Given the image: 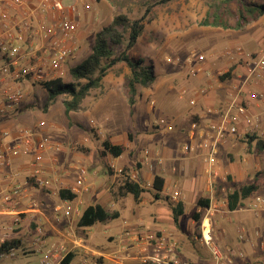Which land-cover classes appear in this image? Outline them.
Returning <instances> with one entry per match:
<instances>
[{"label": "rangeland", "instance_id": "rangeland-1", "mask_svg": "<svg viewBox=\"0 0 264 264\" xmlns=\"http://www.w3.org/2000/svg\"><path fill=\"white\" fill-rule=\"evenodd\" d=\"M223 1L133 0L125 6H120L113 5L109 0H90L88 9L81 12V16L78 19L79 27L75 34V40L79 48L74 55L67 58L63 65V75L60 77L64 81L68 82L72 80L69 68L79 64L91 52L95 33L101 27L109 24L113 17L119 13L126 14L130 19L145 15L142 34L138 37L136 44L129 50V55L134 58L138 56L144 57L145 63L151 64L156 74L155 81L149 87L139 86L140 95L133 107H130L127 103H124L120 107V112L123 113L125 108L127 118L132 120L125 138L130 143V147L133 146V156L125 150L123 152L124 155L114 160L115 166H113L114 170L112 172L106 168L100 158L99 151L102 148V137L96 130L95 125L88 127L78 125L79 128L75 129L80 135L84 134L83 131L89 135V139L93 142L92 144L90 143L91 145L89 144L90 146H86L80 142L81 140L73 139L75 137L74 134L70 136L66 134L54 136L46 132V134L51 135L53 138L57 137L56 139L62 141L61 145L64 147V152L67 150L81 156L88 149H91V153L85 154L90 156L91 162L94 161V165L90 162L91 166L88 167V170L96 169L97 171L94 175L96 178L92 182L96 186H99L102 182H105L107 185L109 184V193L114 192L116 198L120 199L116 200L110 208L108 207L110 214L118 212V216H109L108 219L85 228V243L92 248L106 250L113 246L115 242L117 243L123 220H128L129 222L143 221L153 231L158 229L172 230L178 235V239L184 242L183 246L180 247L181 253L184 256H189L191 259H194L196 254L206 260L209 258L207 250L194 238V230L198 225L202 230L203 227L207 228L206 225L203 226V223L209 224L220 246L223 249L231 248L232 251H239L236 245L237 242H240L235 233L236 223L243 222L247 226L249 222L251 223L252 219H259L260 229L263 230L264 217L262 216L264 213L256 216L248 209L249 203L253 201L252 196L246 198L243 204L235 210H229L227 207L226 193L231 190L234 183L249 182L257 171L255 169L256 163H258V166L260 165L261 169L264 168V161H261L259 157L260 150L256 146V138L249 142L250 136L254 135V137H257V134L250 130V127L247 128L243 124L245 122L240 123L237 134L228 138L222 146L224 148L220 149L218 153L219 161L217 160L219 171L216 178L212 181L216 194L212 197V203H209L208 206L199 205L200 211H197L189 200H185L184 210L178 218V223L175 224L172 221L171 207L174 203L176 204V201L169 200L167 195H165V191L159 192V196L152 201L148 197V202L142 204H139L132 194L121 195V197L116 195L122 182L121 179L125 177L123 169H127L128 177L134 169H137L135 163L137 162L138 153L142 146L147 144V141L149 146L154 148H160L161 143L159 141H164V147L168 144L171 150L169 157L178 158L179 161L183 159L184 155L181 152V145L185 142L186 138L183 137L181 139V137H177L179 129L174 128L177 125V113L174 112L172 104L174 102L187 104L184 98L178 99L176 95L190 81V77L187 74L188 65L183 60L190 52H210L212 50L215 53V57L214 59L212 58L210 69L212 74L217 76V78L220 74L226 75L230 73L228 72L230 67L234 66L231 73L222 80L226 84H222L218 92L223 93L224 89H226L227 91L238 93L239 97L244 100L248 98L250 101V113H256L253 108L255 99L247 95L255 94L256 97L264 95V90L261 89V86L264 84V77L259 79L250 77L246 80V73L248 63L256 55L261 42L264 40V12L260 11V14L263 16L259 15L257 19L248 23L243 28L237 29L233 27L236 2ZM257 1L264 4V1ZM147 8L149 9L148 12H146ZM214 13L220 15L229 26L223 28L204 24L205 20L213 18ZM114 49L118 53L122 49V46H115ZM227 50H231V54H228ZM166 57H171L175 60V63L167 62ZM177 58L179 60H176ZM128 72V66L123 62H119L108 70L107 73L108 75H125ZM214 83L216 84L217 82ZM21 88L25 93H28L26 100L28 102L32 100L33 102L26 105V108H32L27 109V112L31 113L35 119L43 118L42 121L46 123L44 127L48 128L49 120L46 118L48 115L45 114L46 110L43 109V105L48 101L47 91L38 84V81H34L33 84L25 82ZM92 91L96 92L94 95L96 97L99 89H92ZM63 97V95H58L52 102L53 104L50 103V108L55 112L50 117V122L58 127L57 133L59 131L65 133V130L73 126L76 121V114L69 116L64 112ZM151 101H153L152 107L149 106ZM156 117H163L166 121L165 124L158 128L152 127L151 119ZM122 118L124 119L123 116ZM1 122L2 120H0V124ZM188 131L189 127H183L180 134L187 135ZM146 136L150 140H143ZM99 138V142L96 143ZM71 139L73 140L70 141ZM225 145H231L230 147L234 148V150L229 147L228 151ZM122 156L123 158H121ZM247 156L250 157L248 161L252 166L249 173L243 172V176L240 177L238 171L247 164V159L243 160ZM143 158L141 151L139 159L143 165H148L144 163L145 159L143 160ZM113 159V157H110L109 161ZM120 159H122V163ZM166 163V167L171 169L170 162L165 160V165ZM229 165H232L234 168L229 169ZM117 170H120L121 173L116 175L115 171ZM89 171H87L88 174ZM147 171V167L144 166L143 172L146 173ZM165 173L170 183L167 187H179L183 194L186 195L188 189H186L182 181L176 178L172 171L167 172L165 170ZM185 174L189 177L186 171ZM197 174L201 175L200 170H198ZM147 179L151 178L148 177ZM144 181H147L146 178L143 179ZM104 187L106 188L105 185H101L100 189ZM42 192L40 190V193ZM201 193L202 195H207V192L203 191V189H201ZM193 196L191 195V198ZM108 197L106 195L107 199ZM200 198L206 197L202 196ZM52 206L53 204L51 205L52 212L49 210L48 215L49 213L53 215L54 210ZM195 212L199 213L197 220L193 218ZM20 217L28 218V214L20 213ZM24 221L29 220L25 219ZM0 222V236H4L5 242L11 239H16L17 241L15 245H10L15 246L17 249L16 258H0V264H41L40 260L43 257V252L35 250L32 244V240L37 236L33 231L35 226L29 224L27 227L26 223L21 224V230V225L13 224L10 217H4L3 215H0ZM74 232L78 235L83 234L75 226ZM249 233L250 231L247 232V235L251 239L252 236ZM109 236L112 237L111 240ZM42 237L45 238V234ZM242 243L250 245L248 241ZM243 252V258H246L244 249ZM253 258H251V264L264 262L263 257H258L255 260ZM80 261V254L76 253L69 264H80ZM237 264H242V262L237 260Z\"/></svg>", "mask_w": 264, "mask_h": 264}, {"label": "built area", "instance_id": "built-area-1", "mask_svg": "<svg viewBox=\"0 0 264 264\" xmlns=\"http://www.w3.org/2000/svg\"><path fill=\"white\" fill-rule=\"evenodd\" d=\"M90 0H0V119L12 113L15 106L23 98V90L17 85L21 80L44 81L63 75V65L68 57L74 55L79 46L75 34L79 27L81 12L88 9ZM239 48V47H237ZM231 54V50H227ZM212 52H190L184 57L188 65V74L202 73L211 75L210 63L214 59ZM167 62L175 63L171 57L165 58ZM176 60H179L177 58ZM250 77L256 79L264 77V40L259 50L248 63L246 80ZM264 85V84H263ZM212 88V85L201 86L195 94L203 95ZM228 97L217 106L206 108L207 116L202 121H193L189 128L188 138L181 145V152L186 155H197L204 163L206 173L213 177L216 173L217 155L220 147L228 138L235 136L240 123L256 132L257 137L264 139V125L256 114L249 111L250 101L239 97L238 93L227 92ZM255 99V94H248ZM153 102V101H152ZM191 105L196 104V98L189 99ZM163 117L153 121V125L161 127L165 124ZM60 151V143L54 142L48 135H39L36 129L19 126L12 133L2 130L0 133V177L8 182L0 186V215L8 216L13 224L19 225L24 218L20 213L39 212L41 202L35 198H28V185L44 188L49 193L59 196V189L65 188L75 193L73 199L62 198L61 207L64 215L78 214L80 201L77 196L87 191L86 168L81 165H72L74 173L72 184H65L61 171L53 158L51 168L46 167L44 154L47 151ZM145 160L150 154L145 149ZM157 162L161 156L155 152ZM17 158L25 159V174L11 169ZM120 174L121 171H115ZM129 178L138 181L136 172L129 174ZM212 179V178H211ZM141 184V183H140ZM145 189L152 188L150 182L142 183ZM180 193L176 190L172 198L176 199ZM60 197V196H59ZM61 198V197H60ZM248 205L256 216L264 210V197L255 195ZM199 237L201 243L209 252L208 264H234V255L243 256V252L223 249L217 242L209 224L203 223ZM237 238L240 242H252L247 235V228L243 223L236 226ZM126 235L132 234L130 231ZM256 236L259 231L255 230ZM167 236V237H166ZM163 235L157 232L133 233V240L145 250L141 264H190L180 260L177 252V242L169 238L170 234ZM4 236H0V247L5 243ZM32 244L35 250H41L43 257L41 264L60 263L68 253L64 243L56 240L42 239L39 235L34 237ZM123 248H127L126 245ZM235 252V253H234ZM92 251L91 258L86 256L80 264H99ZM17 255L15 246H8L0 252V258L14 259ZM255 264H264L257 262Z\"/></svg>", "mask_w": 264, "mask_h": 264}, {"label": "crops", "instance_id": "crops-1", "mask_svg": "<svg viewBox=\"0 0 264 264\" xmlns=\"http://www.w3.org/2000/svg\"><path fill=\"white\" fill-rule=\"evenodd\" d=\"M260 15L263 16L262 14ZM210 52H212V50ZM188 76L190 77V81L186 84L187 86H183V88H181L176 95L178 99L184 98L187 104H181L177 102H174L172 104L174 112L177 113V116H176L177 125L175 126L173 125V126L174 128L179 129L177 137L178 138L181 137V139H183V137H185L186 139L188 138V133L187 135L180 134L181 129L183 127L190 128L191 123L193 121H202L207 116V113H206L207 107L217 106L224 99L228 97V94H227L228 91L226 89H224L225 91H223V93L218 92V90L221 89L220 86L224 83L226 84V82L220 80L219 76L218 78L217 76H214L212 74V71H211L210 76H206L202 73H198L196 75L188 74ZM25 82H31V84H33L34 81L21 80L20 82L17 83V85L22 87ZM214 82H217V83L215 84ZM205 85H212V88L209 89L206 92V94H203V95L195 94V91L197 88L201 86H205ZM139 86L140 85H138V92H137L136 100H138L139 95H140ZM261 87H262L261 89L264 90V85H262ZM94 89H99L98 95L96 97L94 96L96 92L90 90V92L83 99L80 108L77 110L78 113L77 111H71L68 113L69 116L71 114H76V121L73 126H70L68 130H65V133L60 132V131L57 133L56 130L58 129V127H56L54 123L50 122L51 121L50 117H52L53 114L55 113L54 110L50 108L51 104L49 105V107H47V110L45 112V114L48 115V117L46 118L49 120L48 128L44 127L46 123L45 121H42L43 118L35 119L32 117L31 113L27 112V109L29 110L32 108H29V107L26 108V105L31 104L33 102L32 100L31 102H28V100H26L28 93H25L24 90L22 89L24 95L19 105L15 106V108L12 110V113L9 114L7 117L0 119L2 120L0 124V133L2 130H6V129L10 130L13 133L17 127L26 126V127H31L33 129H36L39 135L50 136L54 142L60 143V145L62 141H59L58 139H56L57 137L53 138L51 135L59 136V135L66 134L67 136H70L74 134L75 137L73 139L81 140L80 142H82L86 146H90L93 142L91 141V139H89V135L85 131H83L84 132L83 135H80L79 132L75 129L79 128L78 125H82L85 127L86 126L88 127L90 125L91 126L95 125L96 130L99 132L100 136L102 137V141L104 139H109L114 144H122L125 146V150H127L128 154H131L133 156V146L130 147V143L126 141V138H125L127 134V129L131 125L132 120L130 118H127L125 108L123 110V113L120 112V107H122L124 103L125 104L127 103V105H129L127 101L128 94H127V89L125 86V75L124 74L123 75H119V74L108 75L107 73L103 77L101 85ZM192 97L196 98L195 105H191L189 103V99ZM152 104L153 102L151 101L149 106L152 107L153 106ZM253 105H254L253 108L256 111L255 114L259 116L261 123L264 125V95L263 96L258 95L255 98V102H253ZM122 116L124 117V119L122 118ZM157 118H160V117L151 119L152 127L158 128L153 125V121ZM46 132L50 133L51 135L46 134ZM73 139H71L70 141H72ZM145 139L150 140L148 136H146L143 140ZM99 140L100 138L97 139L96 143L99 142ZM159 142L161 143V147L154 148L152 146H149L148 141H147V144L143 145L138 153L137 162L135 163L137 165V171L134 169L133 172H136V174H138L139 176L140 180L139 179L138 180L140 181L139 182L140 187H142L141 186L142 183L150 182L152 184V188L145 189L142 187L143 192H141L138 199H135V200H137L139 204H142L144 202H148V197H150L151 199L150 201H152L154 198H157L159 196V195L155 196L154 193L156 190L153 187V177L155 174H159L160 176L164 178V186L160 192L165 191V195H167L168 199L172 201H176V204L177 202H181L183 210L185 206V203H184L185 200H189L194 205V208L197 211H200V206L197 203V200L200 197L205 196L206 198H209L210 200L209 203H212V197L216 194V190L213 188L212 181L213 179L216 178V175L218 174V171H219L218 162L216 166V173L214 174L213 177H210L209 174L206 173L205 168H204L205 167L204 163L202 162L199 156L183 154L184 155L183 159L179 161L178 158L169 157L171 150L169 149L168 144L166 145V147H164V141L162 142L159 141ZM222 146L220 147V149L224 148ZM230 146L225 145L228 151H229ZM145 149L149 150L150 152L147 160H144L145 159V153H144ZM230 149L234 150V148H231V147ZM141 151H142V156L144 157L143 158L144 163L148 165H143L141 163V160L139 159ZM91 152L92 150L88 149L85 153H91ZM155 152H158L159 155L161 156L162 161L160 163L157 162ZM85 153L79 156L67 150H65L64 152V147H62L61 145L60 151H52V150L47 151L44 154V160H45L46 167L51 168L53 158H55L56 163H57L56 165L58 169L61 171V175L65 181L64 185L65 184L69 185V184H72L74 181V176H73L74 173H72L73 170H71L72 165L78 164V165L84 166L87 171H89L88 167L91 166V163L92 165H94V161L91 162L90 161L91 159L89 158L90 156L86 155ZM121 155H124V153H122ZM218 155H217V159H218ZM120 156L113 157L114 159L109 161L112 168L113 166H115L114 160L119 158ZM259 157L261 161H264V150H260ZM121 158H123V156ZM246 159L248 161L250 160V157L247 156L243 158V160H246ZM165 160L170 162L169 164L171 165V169H168L166 167L167 163L165 165ZM120 162L122 163V159H120ZM24 163H25V159L17 158L14 160L11 168L6 169V172L9 173L11 169H17L21 171V176L23 177V175L25 174ZM144 166H146L148 170L146 173L143 172ZM251 166L252 165L248 161L247 164H245L241 168L242 171L241 170L238 171V175L241 177L243 176V172L249 173ZM259 166H258V163H256L255 169L260 170L261 167ZM228 168L233 169L234 167L232 165H229ZM165 170L167 172L172 171L175 177L182 181V183L186 186V189H188L186 195L183 194V192L180 190L179 187H174V188L167 187L168 184L170 183L168 182L169 179H167L165 176L166 174ZM198 170H200L201 175L197 174ZM185 171L189 174V177L186 176ZM96 172H97L96 169H92L91 171H89V174L86 173L88 190L82 192L79 196H77V198L81 200L80 204L78 205L79 206L78 214L70 215L69 217L64 215L62 209H57L58 206L61 207L62 205V198L49 193L47 190H45L42 187L38 188L37 186L31 187V184L28 185V188H29L28 198L32 197L40 201L41 208L39 212L27 213L28 218L25 217L24 220L28 219L29 221L23 220V222H21L19 225L26 223L27 227L29 224H31L32 226H35L33 231L36 235H39L42 239L56 240L61 243H64L68 249V252L74 253V256L76 253L80 254L81 261L85 256L87 258L94 257L91 254H92V251H95L97 253L95 257L97 258L99 264H141V260L144 254L148 253L149 249L145 250L143 247L138 246L135 240H133V233H145V232L159 233L160 232L165 236L170 234V236L168 237L173 238L177 242V252H178V256L180 260L187 261L190 264H208L209 263L210 261L209 258L207 260L203 259V257L199 256L198 254H196V257L194 259H191L189 256H184L180 251V247L183 246L184 242H181L182 240L178 239L177 237L178 235L175 234L172 230L170 231V230L158 229V230L153 231V230H150L147 227V224H145L143 221L129 222L128 220H123L121 233H120L117 243L115 242L113 246H111L110 248L106 250L92 248L91 246L86 244L84 240L86 237V229H85L86 227L76 226L77 219L80 213L82 212L83 208L86 205L91 204V203L93 204L100 203L108 211V207L110 208L112 205H114V202L116 200H120L116 198V196L114 195V192L109 193V187H110L109 184L107 185L105 182H102L99 186H96L92 182L93 179L96 178L94 177ZM148 177H150L151 179H147ZM145 178L147 181L143 182V179ZM114 181H115V177H114ZM7 182L8 181L5 178L0 177V186L6 185ZM101 185H105L106 188L104 187L103 189L102 188L100 189ZM201 189H203V191H206L207 195H202ZM40 190L43 192L40 193ZM176 190L180 193V195L176 199H173L172 194ZM262 192H264L263 187L258 189L251 196L252 198L255 195H260L264 197V193ZM126 194H131V193H126ZM126 194H121L119 191H117L116 193V195L120 197L121 195H126ZM106 195L109 196L108 199L106 198ZM191 195H194V196L191 198ZM52 204H53L52 207L54 210L53 215L51 213H49L48 215L49 210H51L52 212V209H51ZM176 204L174 203V205H172L171 211L176 206ZM82 205L84 206L81 208ZM116 213L118 216L119 213L118 212ZM133 213H134V210H133ZM262 213H264V210H262L259 213V215H261ZM262 217H264V215ZM240 223H243V222L236 223L235 229H236V226L239 225ZM243 224L246 226L245 223ZM248 224L246 228H247V232L250 231L249 234L250 236H252L251 238L252 242L250 243V245H248V243H242V242L236 243L239 250L243 252V249H244L245 255L247 257L243 258L244 256L243 254L241 258L239 255L235 254L234 264H237V260H240L242 264H251L252 257H254L253 258L254 260L258 257L264 258V224H263V230L260 229L259 219H252L251 223L249 222ZM74 226L78 230H80V232H82L83 234L81 235L76 234L74 232ZM21 230H22V225H21ZM127 230L130 231L132 234L126 235L125 232ZM255 230L259 231L260 233L259 236H256ZM44 234L46 236L45 238L42 237V235ZM194 235H195L194 238L197 239L198 243L207 250V247L204 246L199 239L200 235H196L195 230H194ZM213 235L215 237V234ZM109 239L111 240L112 237L109 236ZM124 245H126L127 248H123ZM56 264H60V263L57 262Z\"/></svg>", "mask_w": 264, "mask_h": 264}, {"label": "trees", "instance_id": "trees-1", "mask_svg": "<svg viewBox=\"0 0 264 264\" xmlns=\"http://www.w3.org/2000/svg\"><path fill=\"white\" fill-rule=\"evenodd\" d=\"M109 1L113 5L125 6L133 0ZM230 1L236 2L233 27L237 29L243 28L248 23L257 19L260 15V11H264V4L257 0H224L223 2ZM148 11L149 9L147 8L146 12ZM144 18L145 15L133 19H130L123 13L115 15L109 24L101 27L95 33L91 52L86 58H84L79 64L69 68V74L72 77L71 81H64L61 77L38 81V84H40L48 93V101L43 105V109L47 110L49 104L52 103L58 95H63L62 103L65 113L68 114L71 111H77L90 90L99 87L108 70L119 62L125 63L129 68V72L125 74V86L128 94L127 101L129 106L132 107L136 101L138 85L149 87L156 79L153 66L145 63L144 57L138 56L134 58L129 55V50L136 44L138 37L142 34ZM203 23L223 28L229 26L220 15L215 13L211 20H205ZM118 45H121L122 49L116 53L114 48ZM233 69L234 66H231L228 72L231 73ZM230 73H227L226 75L220 74L219 79L223 80L225 76ZM254 138H256L257 148L259 150H264V140L262 138L251 135L249 142ZM124 150L125 146L122 144H114L109 139H104L102 141V148L99 151L100 158L110 172L113 171V168L109 163V158L120 156ZM126 170L127 169H123L125 177L121 179L122 182L119 185L118 191L121 194L131 193L135 199H138L140 193L143 192L142 187L139 185V176L137 174L138 181L132 180L128 177ZM135 170L137 171V169ZM163 186L164 178L159 174H155L153 177V187L156 190L154 193L155 196H158V193L163 189ZM262 187L264 188V169L257 170L249 182H235L231 190L226 193L228 209L235 210L243 204V201L246 198L253 195ZM58 192L61 198L73 199L75 197V193L65 188H60ZM209 201V198H199L197 203L200 206H208ZM182 211V203L177 202L172 210V220L175 224L178 223V217ZM109 216L115 217L117 216V213L114 212L113 214H110L100 203H91L83 208L77 219L76 226H91L97 222L108 219ZM193 218L197 220L199 218V213L195 212ZM200 230L201 227L199 225L196 226V235H200ZM16 242V239H11L10 241L5 242L2 247H0V252L10 245H15ZM73 256L74 253L68 252L61 259L60 264H69L73 259Z\"/></svg>", "mask_w": 264, "mask_h": 264}]
</instances>
